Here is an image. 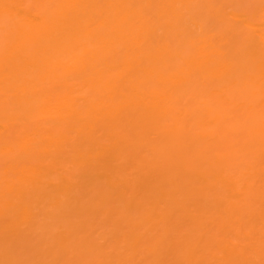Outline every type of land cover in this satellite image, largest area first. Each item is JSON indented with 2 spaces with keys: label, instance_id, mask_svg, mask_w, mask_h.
Returning a JSON list of instances; mask_svg holds the SVG:
<instances>
[{
  "label": "bare ground",
  "instance_id": "obj_1",
  "mask_svg": "<svg viewBox=\"0 0 264 264\" xmlns=\"http://www.w3.org/2000/svg\"><path fill=\"white\" fill-rule=\"evenodd\" d=\"M0 264H264V0H0Z\"/></svg>",
  "mask_w": 264,
  "mask_h": 264
}]
</instances>
